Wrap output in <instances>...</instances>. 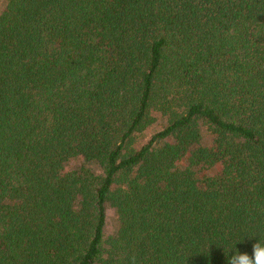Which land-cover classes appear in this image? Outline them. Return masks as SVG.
Returning a JSON list of instances; mask_svg holds the SVG:
<instances>
[{
	"label": "trees",
	"instance_id": "trees-1",
	"mask_svg": "<svg viewBox=\"0 0 264 264\" xmlns=\"http://www.w3.org/2000/svg\"><path fill=\"white\" fill-rule=\"evenodd\" d=\"M257 241L264 0H0V264H228Z\"/></svg>",
	"mask_w": 264,
	"mask_h": 264
},
{
	"label": "clouds",
	"instance_id": "clouds-1",
	"mask_svg": "<svg viewBox=\"0 0 264 264\" xmlns=\"http://www.w3.org/2000/svg\"><path fill=\"white\" fill-rule=\"evenodd\" d=\"M228 264H264V245L259 241L252 245V255L236 251L228 258Z\"/></svg>",
	"mask_w": 264,
	"mask_h": 264
},
{
	"label": "rangeland",
	"instance_id": "rangeland-1",
	"mask_svg": "<svg viewBox=\"0 0 264 264\" xmlns=\"http://www.w3.org/2000/svg\"><path fill=\"white\" fill-rule=\"evenodd\" d=\"M158 130L157 126L149 128L145 133H144V138L145 140L150 137L154 132ZM81 166V163L79 164L78 162H68L67 169L68 168H79ZM91 168L95 169L94 167L91 166ZM117 226V216L114 213V210L111 208H108L107 210V227H106V235L110 236L116 229Z\"/></svg>",
	"mask_w": 264,
	"mask_h": 264
}]
</instances>
